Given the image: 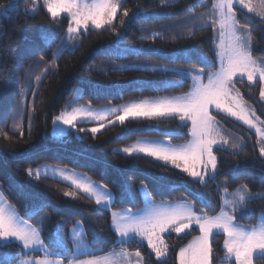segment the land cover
Returning a JSON list of instances; mask_svg holds the SVG:
<instances>
[{
	"label": "trees",
	"instance_id": "trees-1",
	"mask_svg": "<svg viewBox=\"0 0 264 264\" xmlns=\"http://www.w3.org/2000/svg\"><path fill=\"white\" fill-rule=\"evenodd\" d=\"M13 2L15 7L9 15H0V132L7 134L0 135V182L3 183L4 189L8 190L9 203L15 204L22 216L33 201L19 193L17 186L22 185L25 191L32 192L47 202V206L38 215L28 219V223L43 227L42 238L50 249V241L57 238L58 232L62 236L68 251L58 249L61 255L54 256L53 259H61L63 264H68L73 258L70 231L78 222L83 225L87 240L91 242L89 246L103 248V251L96 252L97 256L110 254L114 243L119 251L117 237L110 229L111 212L129 207L132 211L143 208V197L136 191L141 182L148 184L153 201L157 204L171 203L185 197L194 202L198 209L204 208L209 213L212 212L209 199L212 204L219 202L222 190L217 186L224 179L229 181V192L235 191L239 185L246 184L251 193H264V164L259 159L258 138L222 115L219 119L225 125L226 131L235 134L229 139L232 142H241L242 150L236 153L230 146H226L227 150L217 153L219 169L223 175L214 183L209 182L206 189L209 197L203 201L196 200L192 195L194 191H201L199 186L187 183L186 174L178 175V170L171 169L170 166V170L165 171L163 162L144 156L112 154L113 149L128 146L140 139H168L161 133L165 130L180 131L176 129L171 118H135L126 120L124 125L105 124L95 135L90 132L87 135L81 134L84 135L83 140L69 135L66 143L57 142L51 135L54 118L62 111H71L73 107L86 104L106 107L127 104L142 98L173 96L187 92L190 80L183 81L182 86H173L168 81H181L180 76L152 69L193 65L202 67L205 63L214 62L211 29L195 31L194 35L188 36L190 30L194 31L199 26L192 17L210 8V3L200 5L199 0H163L168 6L161 7L162 0H122L124 7L119 10L113 26L82 32L78 37V46L75 43L70 44V50L63 51L57 58V48L66 38L69 21H62L58 30L54 31L52 43L48 45L42 39V29L50 24V16L42 7L41 0H0V12ZM37 2L40 3L39 14H29L28 10L36 6ZM186 5L199 6L189 9ZM140 6L150 15L130 25L120 45L126 51L119 55L114 54L115 49L110 45L116 40V33L123 31L119 21L124 8L131 13ZM242 22L249 21L244 17ZM250 25L257 42L254 54L258 57L264 56V33L261 31L264 25L255 22H250ZM52 28L55 30L56 26L52 25ZM157 33L159 35H154ZM185 49L192 52L190 62L179 55ZM137 50H140L139 54ZM41 57L43 63H38ZM202 57H207V60ZM53 61L54 67L50 66ZM132 64L146 65L148 70H124L115 67ZM29 66H32L30 78L27 73ZM207 70L214 69L209 67ZM36 75L41 76L39 83L35 81ZM237 87L255 109L260 120L264 121V104H261L258 97L260 86L256 85L251 92L247 82L238 84ZM77 90L83 91L79 99ZM15 120L21 123L20 131L13 130ZM79 127L89 129L98 125L80 124ZM124 129L130 131L121 138L119 134ZM21 131L23 135L20 134ZM187 139V136H178L174 137L172 142L179 144ZM32 146H35V149L26 152ZM81 150H86L88 156L97 162L77 158L74 154ZM105 162L114 167H108L106 172L102 171ZM44 163L87 175L97 183L106 184L117 194L114 207L108 211L98 210L93 199L58 180L41 179L39 183L30 181L26 169H35ZM237 165L239 172L234 178L231 170ZM160 175H166L174 181L177 190H159L151 178ZM123 184L130 185L135 194L134 205L121 200ZM65 191L75 193V198L65 197ZM246 208L248 215L241 223L256 224L264 213V199L253 200ZM218 210L217 208L216 211ZM198 234V231H194L192 235L177 237L173 233L170 239L165 235L167 242L176 245L170 250L168 264H177L179 248ZM222 244L223 237H217L214 248L217 249L218 262L224 256ZM141 251L142 255L150 256L155 264L156 258L146 244ZM24 253L29 256L36 255L25 251ZM40 255L42 256V253ZM24 258L25 254L21 253L18 244L0 246V264H18ZM254 264H264V259H256Z\"/></svg>",
	"mask_w": 264,
	"mask_h": 264
},
{
	"label": "snow or ice",
	"instance_id": "snow-or-ice-1",
	"mask_svg": "<svg viewBox=\"0 0 264 264\" xmlns=\"http://www.w3.org/2000/svg\"><path fill=\"white\" fill-rule=\"evenodd\" d=\"M210 3L211 7L192 17L199 26L188 32V36L195 31L211 29L213 63H205L202 67H161L153 68V71H162L166 74L180 76L181 81L170 80L173 86H182L183 81L190 80L189 90L179 95L166 96L156 99H144L138 102L124 104L111 108H92L91 105L73 107L71 111H62L53 120L52 135L60 143H66L69 135H75L83 140L89 132L93 135L105 127V121L109 125L119 123L124 125L129 118L160 119L171 118L176 129L165 130L161 133L168 139H145L138 140L131 146L113 149L112 154H126L129 157L144 156L162 161L165 171L178 170V175L186 174L187 183L197 185L201 191H194L192 195L196 200L203 201L209 197L206 189L209 182H215L221 175L219 158L217 153L227 150L230 146L236 153L242 150L241 142H232L226 138L227 133L223 128L221 119L218 117H234L237 121H243L249 130L255 129L259 136V159L264 164V128L257 124H264L255 109L251 108L244 100L238 84L247 82L251 92L259 85V100L264 104V56H256L254 48L257 42L254 39L253 29L250 22L264 25V0H199L200 5ZM168 5L163 2L161 7ZM199 5H186V8ZM15 7V3L5 6L0 15L8 16ZM42 7L50 16V24L42 29V39L50 45L54 39V31H57L63 20H68L67 35L57 48L56 56L65 50H70V44L78 46V37L82 32L89 29H103L113 26L117 19L118 11L123 8L122 0H43ZM34 15L39 14V6L28 10ZM150 14L140 6L134 12L124 8L119 23L123 31L116 33V40L111 42L115 49L114 54L125 52L120 47L126 37L130 25L138 20L148 17ZM247 17L249 22H242ZM52 25L56 26L54 30ZM264 33V28L261 29ZM154 35H159L154 34ZM140 50H137L139 54ZM189 62L192 52L189 49L179 53ZM207 60V57H202ZM38 63H43V57ZM54 67L55 62H50ZM31 67L27 70L28 77L32 75ZM118 69L148 70L146 65H117ZM212 67L213 71L207 69ZM40 75L35 76L39 83ZM83 95L82 90H77ZM24 94V93H21ZM83 123H97L98 127L85 129L79 127ZM13 130L20 131L21 123L15 120ZM186 130V131H184ZM124 129L119 136L123 138L129 132ZM23 135V132H20ZM84 134V135H81ZM0 135H7L0 132ZM178 136H187L188 139L179 144H174L172 139ZM242 140V138H240ZM31 149L26 150L32 151ZM15 156V153H9ZM77 158L92 160L86 150L74 154ZM108 167H114L104 163L102 171ZM234 178L239 172V166L231 170ZM29 180L39 183L41 179H58L66 182L69 187L82 191L89 199H94L98 210L108 211L114 207L117 194L106 184L97 183L87 175H79L69 172L66 168L54 167L44 163L37 168L26 169ZM153 183L161 191H175L176 184L166 175L151 178ZM222 190L219 202L209 206L212 212L204 208H197L196 204L181 197L180 200L171 203L157 204L153 201V195L149 186L141 182L136 191L144 198V207L132 211L129 207L122 211L111 212L110 229L118 237L119 251L115 243L112 252L104 257L96 255L97 249L90 247L83 225L77 223L71 230L70 240L73 245V258L68 264H153L150 256L142 255L141 249L146 243L151 253L155 254V264H168V256L171 248L176 245L165 240V235L171 238L173 233L177 237L194 235L186 246L179 248V264H254L256 259H264V213L261 214L256 224L241 223L248 215L246 206L253 200L264 199V193L253 194L246 184L239 185L233 192H229V181L224 179L217 186ZM17 191L33 201L22 216L15 204L9 203L8 190L4 189L0 182V246L8 243H17L25 258L19 264H63L61 259H53L61 255L58 249L67 252L62 236L50 241L51 249L42 238L43 227L28 223V219L38 215L47 206V202L40 199L36 194L27 192L23 186H17ZM65 197H74L75 193L65 191ZM120 197L130 205L135 204V194L130 185L121 186ZM219 209L216 211V209ZM60 228L58 222L57 229ZM223 237L222 249L224 256L220 262L216 260L217 249L214 244L217 237ZM135 249V250H133ZM24 250L35 253L29 256ZM42 253V256L40 255ZM84 255L88 259H78Z\"/></svg>",
	"mask_w": 264,
	"mask_h": 264
},
{
	"label": "rangeland",
	"instance_id": "rangeland-1",
	"mask_svg": "<svg viewBox=\"0 0 264 264\" xmlns=\"http://www.w3.org/2000/svg\"><path fill=\"white\" fill-rule=\"evenodd\" d=\"M41 2L43 3V0H41ZM40 5V3L39 2H37L36 3V6H39ZM32 9V8H31ZM119 12V11H118ZM28 13L29 14H32V13H30L29 11H28ZM190 84H191V81H190ZM242 93V92H241ZM243 95V94H242ZM163 97H166V96H163ZM243 97H244V95H243ZM258 97H259V95H258ZM156 98H162V97H156ZM156 98H142V99H138V100H135V101H133V102H130V103H134V102H138V101H141V100H144V99H156ZM244 100H245V102L252 108V106L249 104V102H247L246 101V99H245V97H244ZM260 101V100H259ZM127 104H129V103H127ZM88 104H86V105H81V106H87ZM121 105H124V104H118V105H113V106H106V107H95V106H91L92 108H111V107H119V106H121ZM80 107V106H79ZM222 116H223V114H221ZM256 116H257V114H256ZM224 117V116H223ZM225 118H229L230 120H232L233 122H235V123H237L238 125H240V126H242V127H244L245 129H247L248 131H250L251 133H253L257 138H258V140H259V136L255 133V129H252V130H249V128H248V126L247 125H245L244 123H243V121H237L234 117H225ZM129 119H133V118H129ZM218 119H219V117H218ZM105 124H108L107 123V121H105L104 122ZM83 124H88V125H91V124H95V125H98L97 123H83ZM223 124V123H222ZM224 124H223V128H224ZM257 126L258 127H262V128H264V125L263 124H257ZM52 129H53V123H52V127H51V135H52ZM224 130H225V132L227 133V137L226 138H230V137H232V136H234L235 134L232 132V133H229V132H227L226 131V129L224 128ZM229 130V129H228ZM230 131V130H229ZM231 132V131H230ZM53 136V135H52ZM140 140H144V139H140ZM138 141V140H137ZM135 143V142H134ZM132 144H130V145H128V146H131ZM123 147H126V146H123ZM123 147H118V148H123ZM118 148H116V149H118ZM162 162V161H161ZM170 166V165H169ZM171 167V166H170ZM69 172H71L70 170H68ZM76 173V172H75ZM77 174H79V175H84V174H80V173H77ZM54 180H58V179H54ZM59 181V180H58ZM63 183H65V184H67L66 182H63ZM68 185V184H67ZM80 192H82V191H80ZM83 193V192H82ZM144 199V198H143ZM94 200V199H93ZM111 209V208H110ZM84 229V228H83ZM72 230V229H71ZM70 233H71V231H70ZM167 235V234H166ZM181 236H183V234H181ZM117 237V236H116ZM192 240V239H191ZM190 240V241H191ZM117 242H118V237H117ZM189 243V242H188ZM187 243V244H188ZM9 244H17V243H15V242H13V243H8V244H5V245H9ZM146 244V243H145ZM186 244V245H187ZM185 245V246H186ZM98 249V248H97ZM150 252H151V250L150 249H148ZM25 252H27V253H31V252H28L27 250H24ZM179 253V252H178ZM154 256H155V254L154 253H152ZM78 259H88V257L87 256H84V255H81V256H79L78 257ZM20 262V261H19ZM19 262H18V264H19ZM177 264H179V262H178V254H177Z\"/></svg>",
	"mask_w": 264,
	"mask_h": 264
},
{
	"label": "crops",
	"instance_id": "crops-1",
	"mask_svg": "<svg viewBox=\"0 0 264 264\" xmlns=\"http://www.w3.org/2000/svg\"><path fill=\"white\" fill-rule=\"evenodd\" d=\"M145 140V139H144ZM95 201V200H94ZM108 255V254H107ZM106 256V255H105ZM102 257H104V256H102Z\"/></svg>",
	"mask_w": 264,
	"mask_h": 264
}]
</instances>
